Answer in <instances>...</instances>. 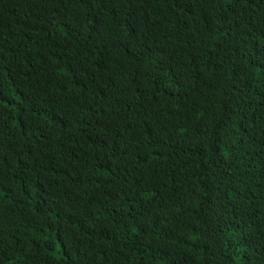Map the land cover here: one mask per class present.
Segmentation results:
<instances>
[{"label":"trees","instance_id":"1","mask_svg":"<svg viewBox=\"0 0 264 264\" xmlns=\"http://www.w3.org/2000/svg\"><path fill=\"white\" fill-rule=\"evenodd\" d=\"M0 264H264V0H0Z\"/></svg>","mask_w":264,"mask_h":264}]
</instances>
